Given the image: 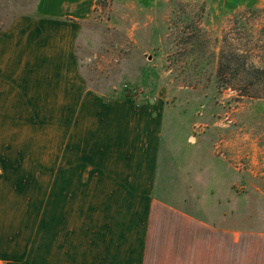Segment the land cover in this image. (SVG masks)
I'll return each mask as SVG.
<instances>
[{
  "label": "crops",
  "instance_id": "0c3cea01",
  "mask_svg": "<svg viewBox=\"0 0 264 264\" xmlns=\"http://www.w3.org/2000/svg\"><path fill=\"white\" fill-rule=\"evenodd\" d=\"M94 1L37 0L0 28V264H161L156 244L173 240L191 242L181 264H215L225 235L200 220L177 218L195 235L154 237L168 229L153 198L162 111L87 88L75 50ZM62 162L78 186H56Z\"/></svg>",
  "mask_w": 264,
  "mask_h": 264
},
{
  "label": "rangeland",
  "instance_id": "374dc122",
  "mask_svg": "<svg viewBox=\"0 0 264 264\" xmlns=\"http://www.w3.org/2000/svg\"><path fill=\"white\" fill-rule=\"evenodd\" d=\"M94 3L75 50L87 88L103 98L151 101L162 111L153 198L167 209L159 217L168 229L155 227L154 237L197 234L177 220L186 216L225 235L215 264H264V0ZM36 5L3 1L0 28ZM64 164L57 163L59 172ZM71 164L83 172V162ZM62 174L57 187L78 186ZM188 244L158 241L168 256L156 260L179 264L176 251Z\"/></svg>",
  "mask_w": 264,
  "mask_h": 264
},
{
  "label": "trees",
  "instance_id": "16d2710c",
  "mask_svg": "<svg viewBox=\"0 0 264 264\" xmlns=\"http://www.w3.org/2000/svg\"><path fill=\"white\" fill-rule=\"evenodd\" d=\"M122 99H125V100L130 101V97H129V95H127V94H124Z\"/></svg>",
  "mask_w": 264,
  "mask_h": 264
},
{
  "label": "water",
  "instance_id": "95a60500",
  "mask_svg": "<svg viewBox=\"0 0 264 264\" xmlns=\"http://www.w3.org/2000/svg\"><path fill=\"white\" fill-rule=\"evenodd\" d=\"M151 102V101H150Z\"/></svg>",
  "mask_w": 264,
  "mask_h": 264
}]
</instances>
